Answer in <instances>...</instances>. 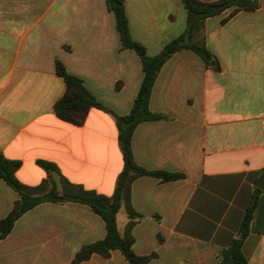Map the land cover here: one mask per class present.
<instances>
[{"label":"crops","instance_id":"1","mask_svg":"<svg viewBox=\"0 0 264 264\" xmlns=\"http://www.w3.org/2000/svg\"><path fill=\"white\" fill-rule=\"evenodd\" d=\"M125 4L131 36L146 48L160 53L187 30L181 0ZM231 11L205 23L219 70L190 50L173 55L150 100L152 112L168 119L144 122L134 133L140 166L185 176L172 182L141 177L133 184L132 204L143 215L134 249L156 253L149 264H218L221 252L241 238L253 204L243 251L249 264H264V0L224 22ZM57 60L109 112L92 109L82 126L60 120L54 105L66 85L56 74ZM143 75L139 56L122 48L107 0H0V154L22 162L16 176L28 186L47 178L37 165L42 159L72 183L111 196L124 167L116 117L131 111ZM108 93L109 100L100 98ZM19 199L0 181V221ZM122 210L121 232L128 222ZM106 234L89 206L42 203L0 240V264H76L81 248ZM77 264L129 262L113 250L109 258L94 254Z\"/></svg>","mask_w":264,"mask_h":264},{"label":"trees","instance_id":"2","mask_svg":"<svg viewBox=\"0 0 264 264\" xmlns=\"http://www.w3.org/2000/svg\"><path fill=\"white\" fill-rule=\"evenodd\" d=\"M181 1L188 13L186 32L167 44L157 55L150 56L147 48L131 36L125 0H107V7L115 16L122 48L132 50L139 56L144 74L131 111L116 117L124 167L117 178L114 193L107 196L74 184L61 173L56 163L42 159L37 160V165L46 171L47 178L37 186H28L16 176L22 162L8 159L0 154V181H4L20 196L10 214L0 221V240L6 238L18 219L34 207L46 202H71L89 206L104 220L107 229L103 240L81 248L75 255L74 263L89 260L94 254L109 258L113 250L122 252L129 264H149L157 257L156 253L139 255L134 249L136 243L134 229L143 215L138 213L132 204L133 184L141 177H153L162 182H172L181 180L185 176L182 173L148 170L140 166L136 162L132 147L134 133L144 122L168 119V116L164 114L152 112L150 100L162 68L173 55L190 50L208 66L219 70L220 66L216 57L206 45L204 35L206 20L232 10L224 20L225 22L241 11H253L258 8V0ZM55 68L56 74L66 85L65 94L54 105V113L60 120L74 126H82L92 109L109 112V109L86 88L82 78L69 73L59 60L56 61ZM254 208L255 204L247 211L240 230L241 238L234 239L230 246L221 252L218 264H249L243 251V241L249 232ZM122 209L128 216L123 232L119 230L117 222L118 214Z\"/></svg>","mask_w":264,"mask_h":264},{"label":"rangeland","instance_id":"3","mask_svg":"<svg viewBox=\"0 0 264 264\" xmlns=\"http://www.w3.org/2000/svg\"><path fill=\"white\" fill-rule=\"evenodd\" d=\"M147 51H148V54H149L150 56H153L154 54L157 55V54L159 53L157 47H153V46L150 47V45H149V47H147ZM110 96H112L111 93H110V94L108 93L107 95L100 96V98H101L102 100H109V98H111ZM126 214H127V213H125V211L122 210V216H121V219H122V218H125V217H126Z\"/></svg>","mask_w":264,"mask_h":264},{"label":"water","instance_id":"4","mask_svg":"<svg viewBox=\"0 0 264 264\" xmlns=\"http://www.w3.org/2000/svg\"><path fill=\"white\" fill-rule=\"evenodd\" d=\"M260 188H262V187L260 186Z\"/></svg>","mask_w":264,"mask_h":264}]
</instances>
